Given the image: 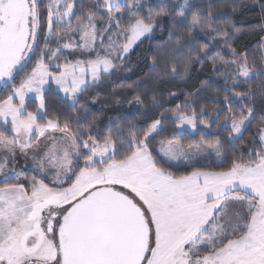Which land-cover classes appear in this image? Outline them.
<instances>
[{
    "label": "snow or ice",
    "instance_id": "snow-or-ice-1",
    "mask_svg": "<svg viewBox=\"0 0 264 264\" xmlns=\"http://www.w3.org/2000/svg\"><path fill=\"white\" fill-rule=\"evenodd\" d=\"M0 264H264V0H0Z\"/></svg>",
    "mask_w": 264,
    "mask_h": 264
},
{
    "label": "trees",
    "instance_id": "trees-1",
    "mask_svg": "<svg viewBox=\"0 0 264 264\" xmlns=\"http://www.w3.org/2000/svg\"><path fill=\"white\" fill-rule=\"evenodd\" d=\"M245 19H250V17H245ZM133 79H135V77H133Z\"/></svg>",
    "mask_w": 264,
    "mask_h": 264
}]
</instances>
